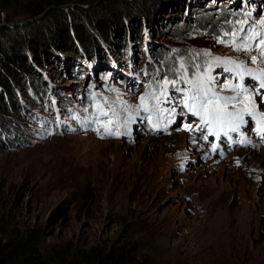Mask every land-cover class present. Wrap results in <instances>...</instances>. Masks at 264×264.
<instances>
[{
	"label": "rangeland",
	"instance_id": "1",
	"mask_svg": "<svg viewBox=\"0 0 264 264\" xmlns=\"http://www.w3.org/2000/svg\"><path fill=\"white\" fill-rule=\"evenodd\" d=\"M129 1L152 21L118 6L109 45L94 32L92 54L51 52L29 76L39 105L0 110L16 132L0 146V223L40 229L48 264L70 246L63 264L113 246L136 264H264V0ZM201 82L236 97L229 112L252 96L253 114L235 131L202 123L185 106Z\"/></svg>",
	"mask_w": 264,
	"mask_h": 264
},
{
	"label": "trees",
	"instance_id": "2",
	"mask_svg": "<svg viewBox=\"0 0 264 264\" xmlns=\"http://www.w3.org/2000/svg\"><path fill=\"white\" fill-rule=\"evenodd\" d=\"M91 3L93 0H0V110L7 108L18 112L14 103L17 98L29 105H39L37 101L46 92L38 80L35 82L29 76L35 69L33 65L38 61H47L51 52L69 58L75 53V42L87 55L92 54L98 46L94 32L108 45L113 35L121 33L124 24L116 8L126 4L131 7L133 3L129 0H101L97 6H89ZM145 6L138 4L133 7L138 10L142 21L149 23L152 21L151 15ZM87 8L92 9L89 11L91 29H86L82 20V12L87 14L88 11L84 10ZM97 13L101 16L97 17ZM13 18H24L25 22L14 25ZM141 26L144 32L146 24ZM32 100H36V103ZM3 118L0 116L1 147L8 142L9 134L16 135L12 124L2 121ZM8 121L15 124L10 119ZM40 238V229L0 223V264H48L40 259L38 253ZM71 248H64L59 254L62 259L54 264H63V259L71 257ZM133 250L113 246L105 251L95 247L79 253L77 260L70 263L136 264L138 260L133 254L137 252Z\"/></svg>",
	"mask_w": 264,
	"mask_h": 264
},
{
	"label": "snow or ice",
	"instance_id": "3",
	"mask_svg": "<svg viewBox=\"0 0 264 264\" xmlns=\"http://www.w3.org/2000/svg\"><path fill=\"white\" fill-rule=\"evenodd\" d=\"M235 44V41H232ZM261 45H264V41H260ZM237 47H239L237 45ZM247 50V48H245ZM264 56V52L261 53ZM257 58L252 57V60L255 62ZM225 63H233L232 61H226ZM239 67V65H237ZM167 83V82H166ZM174 83V82H173ZM191 83V82H189ZM197 87L196 93L191 97L193 103L189 105L188 98H185V106L189 108L190 111H194L195 115L201 117V121L204 124H212L219 123L224 124L226 121L232 125L231 130L235 131L236 127L239 123H243V112H247L249 115L253 114L255 109L256 101L253 100L252 96L246 95L245 101H240L241 103H245V107L242 110H238L236 112L227 111L229 103L236 101V97H223L216 95L213 93L212 89L206 87L203 82ZM229 87H231L229 85ZM260 87L264 89V80H261ZM246 91V90H245ZM209 94H211V98H209ZM260 95V93H257ZM143 102L145 97L140 98ZM197 105H199V110L197 109ZM235 105L233 104V107ZM145 110H147L145 106ZM259 123V122H258ZM215 147V145L213 146Z\"/></svg>",
	"mask_w": 264,
	"mask_h": 264
},
{
	"label": "bare ground",
	"instance_id": "4",
	"mask_svg": "<svg viewBox=\"0 0 264 264\" xmlns=\"http://www.w3.org/2000/svg\"><path fill=\"white\" fill-rule=\"evenodd\" d=\"M247 154H249V153H248V152H246V151H244V152H243V155H244V156H245V155H247Z\"/></svg>",
	"mask_w": 264,
	"mask_h": 264
}]
</instances>
